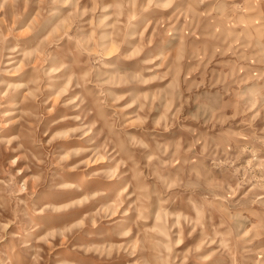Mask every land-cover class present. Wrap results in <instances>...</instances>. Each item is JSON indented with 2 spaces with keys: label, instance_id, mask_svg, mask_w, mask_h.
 Listing matches in <instances>:
<instances>
[{
  "label": "rangeland",
  "instance_id": "1",
  "mask_svg": "<svg viewBox=\"0 0 264 264\" xmlns=\"http://www.w3.org/2000/svg\"><path fill=\"white\" fill-rule=\"evenodd\" d=\"M166 2L135 0L132 8L124 7L129 0H12L0 11V264H179L177 257L184 264H264V189L251 174L250 183L226 197L248 208V234L237 239L235 233L228 235L231 208L206 209L201 221L181 189L158 199L151 194L156 179L147 161L117 146L121 131L150 130L139 126V104L128 105L171 82L169 69L183 35L206 45L210 54L221 46L236 51V56L217 54L208 73L226 71L224 65L241 53L254 54L256 45H264L259 15L264 0L252 11L232 10L245 0H174L162 7ZM249 43L253 48L242 47ZM61 65L66 67L48 75ZM141 71L162 79L149 85L131 81ZM117 95L124 99L113 104ZM159 114L154 108L151 116ZM232 127L264 139V114L251 127L239 121ZM75 149L82 150L80 155L73 154ZM236 154L232 145L230 155ZM65 155L68 159H61ZM248 159L242 157L236 167ZM145 188L146 202L141 199ZM176 216L181 224L168 233L169 251L161 225L171 228ZM127 229L131 234L121 236ZM60 231L63 240L57 235L43 241L49 232ZM84 247L93 250L85 254ZM197 247L199 252L193 251ZM206 255L209 259H201Z\"/></svg>",
  "mask_w": 264,
  "mask_h": 264
},
{
  "label": "clouds",
  "instance_id": "2",
  "mask_svg": "<svg viewBox=\"0 0 264 264\" xmlns=\"http://www.w3.org/2000/svg\"><path fill=\"white\" fill-rule=\"evenodd\" d=\"M11 2L12 0H2L0 11L10 6ZM52 2L55 4L68 2V0H52ZM173 2L174 0H167L162 7H171ZM259 2L260 0H245L243 6L233 5L232 10L244 8L252 11ZM124 7L135 8V0H129V4ZM259 15L261 19H264V12ZM188 27L191 25L186 26L183 30L185 33ZM193 35H195L194 32ZM224 43L227 44L228 41L225 40ZM236 43H239L238 39ZM242 47L247 50L253 48V45L249 43ZM256 47L259 50L254 51V54L246 51L241 53L234 63L224 65L226 71L208 73L207 66L217 54L223 56L231 51L232 55L236 56V51H232L231 46L222 50L221 46L214 48L210 54L206 45L197 44L195 40L183 35L179 53L169 69L168 75L171 76V82L159 92L140 94L132 101V104L128 105L132 107L133 104H139L137 113L139 126L142 128L147 126L150 130L140 134L121 131L117 144L127 153L138 154L141 159L147 161L145 167L151 170V174L156 179L154 191L151 194L158 199L167 196L172 188L181 189L188 195V203L199 210L201 221L206 209L225 205L231 208L232 212L226 217V222L229 224L228 235L235 233L237 239H243L248 234L246 230L248 217L244 215L248 208L243 204L236 207L226 197L234 195L241 185L250 183V174L252 180H258L257 186L264 189V159L260 158V153L264 151V139L257 138L255 133L246 136L243 131H236L232 127L236 121L251 127L252 123L264 114V83H260L264 81V45H256ZM11 51L14 52L16 49ZM151 62L146 61V63ZM64 67L66 65L51 67L48 75L58 73ZM202 68L205 71H201ZM148 72L151 73L154 70L150 69ZM182 72L183 80L181 81ZM157 79L162 77L155 74L148 75L143 71L134 73L131 77V81L140 85H149ZM13 87L16 86L9 85V88ZM4 95H7V92ZM122 99H124L123 96L117 95L113 97L112 102L116 104ZM154 108H158L160 114L152 117ZM74 119L78 120L79 117ZM177 125H179L178 130L173 132ZM70 131L75 133L83 129L72 128ZM90 131V128L84 131V135H88ZM56 135L59 136L61 133ZM63 135L66 136L67 133ZM258 144L261 147H257ZM232 145H235L237 149L235 156L230 155ZM81 151V149H75L73 154L80 155ZM242 157L249 159L241 167H236ZM61 159L66 160L68 156L65 155ZM11 163L15 165L16 160H12ZM258 171L261 173L259 177L255 175ZM242 172L243 176H241ZM233 184L236 187H233ZM59 187L64 185L61 184ZM143 193L141 199L146 202L149 199L148 189H143ZM95 195L99 193H94L93 196ZM261 203L264 204V200ZM44 207L56 210V207L50 204H45ZM144 211H147V208ZM112 215L115 213L113 212ZM182 219L185 222L189 220L187 216H183ZM91 223L95 227L96 220L92 219ZM195 223H199V226L203 228V223L200 221ZM180 224L181 217L176 216L171 228L161 225L167 239L165 247L169 251H171L168 247L171 239L168 233L172 229L179 228ZM130 234L131 229L120 233L121 236ZM57 235L63 240L65 233L63 231L49 232L42 239L47 243L49 238L55 239ZM176 236L174 246L181 243L179 233H176ZM116 247L119 249L121 246ZM221 247L227 248L228 245L222 242ZM92 250L88 247L82 248L85 254ZM199 250L200 248L197 247L193 251L199 252ZM125 251L128 249L125 248ZM177 259L179 264H184L183 259L179 257ZM201 259L207 260L209 256H203ZM60 264H67V262L61 261ZM173 264H176L175 260Z\"/></svg>",
  "mask_w": 264,
  "mask_h": 264
},
{
  "label": "bare ground",
  "instance_id": "3",
  "mask_svg": "<svg viewBox=\"0 0 264 264\" xmlns=\"http://www.w3.org/2000/svg\"><path fill=\"white\" fill-rule=\"evenodd\" d=\"M14 105H15V104H12V107H14ZM151 209H152V207H151Z\"/></svg>",
  "mask_w": 264,
  "mask_h": 264
}]
</instances>
